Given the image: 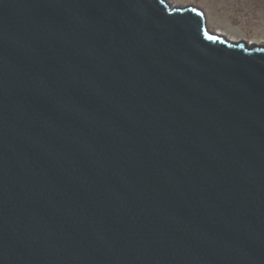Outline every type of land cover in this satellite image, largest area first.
<instances>
[{"label":"water","instance_id":"obj_1","mask_svg":"<svg viewBox=\"0 0 264 264\" xmlns=\"http://www.w3.org/2000/svg\"><path fill=\"white\" fill-rule=\"evenodd\" d=\"M0 264H264V45L168 0H0Z\"/></svg>","mask_w":264,"mask_h":264},{"label":"rangeland","instance_id":"obj_2","mask_svg":"<svg viewBox=\"0 0 264 264\" xmlns=\"http://www.w3.org/2000/svg\"><path fill=\"white\" fill-rule=\"evenodd\" d=\"M177 7L196 6L209 29L234 41L264 45V0H168Z\"/></svg>","mask_w":264,"mask_h":264}]
</instances>
